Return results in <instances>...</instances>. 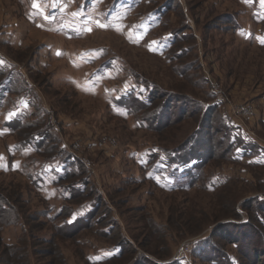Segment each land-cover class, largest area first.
<instances>
[{"label":"rangeland","instance_id":"obj_1","mask_svg":"<svg viewBox=\"0 0 264 264\" xmlns=\"http://www.w3.org/2000/svg\"><path fill=\"white\" fill-rule=\"evenodd\" d=\"M262 40L261 0H0V264H264Z\"/></svg>","mask_w":264,"mask_h":264},{"label":"trees","instance_id":"obj_2","mask_svg":"<svg viewBox=\"0 0 264 264\" xmlns=\"http://www.w3.org/2000/svg\"><path fill=\"white\" fill-rule=\"evenodd\" d=\"M240 149L243 150V148H240ZM260 149H264V148H260ZM186 157L180 156V153H179V155H176L175 152H171V153H169V156L166 157V159H167L170 167L185 168V170H188L189 172L191 170H193V169L199 168V166H201L204 163V160H205L203 158H195L191 154H188ZM191 163H192V165H190ZM188 166H190V167L188 168ZM1 204H3V203L0 200V205ZM3 206H5V204H3ZM77 220L73 221L72 223H68L65 226L66 227H72V226H74L76 224V222H79ZM89 220H91V219L88 218L87 221H89ZM237 247L238 246L236 245L235 248H237ZM117 249H118V253L117 254L112 255V256H110L108 258L106 257L104 260L99 261L98 263H100V262L104 263V262L110 261L112 259L119 258L121 256V254H122V247L121 246H117ZM222 257H223L222 260L226 261L227 264H232V262L229 260V256L227 254L226 255L223 254ZM214 264H218V262H214Z\"/></svg>","mask_w":264,"mask_h":264},{"label":"snow or ice","instance_id":"obj_3","mask_svg":"<svg viewBox=\"0 0 264 264\" xmlns=\"http://www.w3.org/2000/svg\"><path fill=\"white\" fill-rule=\"evenodd\" d=\"M261 3L264 4V0H261ZM33 7H37V5L35 3H33ZM100 27H104V25H100ZM262 43H264V40L261 41ZM14 115V114H12Z\"/></svg>","mask_w":264,"mask_h":264}]
</instances>
